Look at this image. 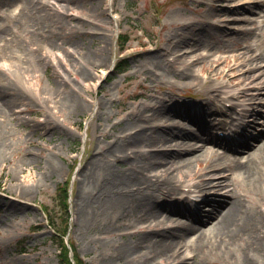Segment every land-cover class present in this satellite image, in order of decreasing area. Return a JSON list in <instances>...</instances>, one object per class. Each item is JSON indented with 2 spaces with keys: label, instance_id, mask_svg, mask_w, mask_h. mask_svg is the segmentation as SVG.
Masks as SVG:
<instances>
[{
  "label": "rangeland",
  "instance_id": "374dc122",
  "mask_svg": "<svg viewBox=\"0 0 264 264\" xmlns=\"http://www.w3.org/2000/svg\"><path fill=\"white\" fill-rule=\"evenodd\" d=\"M44 1L53 5L57 3V0ZM212 1L71 0L66 15L56 12V16L63 20L65 28H57L54 41L51 40L50 46L44 48L48 56L46 55V63L41 64L38 71L32 72V69L27 75L17 68L20 66H12L9 61L6 62H9L14 71L5 73L6 71L0 70V86L6 85L11 93L25 92L26 95L24 93V99L14 102L8 113L9 117L5 116V121L0 122V264H64L60 253L64 238L55 234L48 224V213L51 215L49 218H54L60 228L69 226L66 240L73 244L76 254L78 253L86 264H106L105 249L108 248L111 254L114 243L121 242L122 235L120 230L107 234L102 232L97 224L85 227L77 223L74 212L81 196L80 191L84 190L80 173L85 170L95 151L99 147L106 148L114 139L113 133L116 135L122 131V123L117 121L125 118L126 109L134 107L137 103H148L150 93L174 96L179 102L189 103L193 112L200 110V105L206 110L217 108V113L208 116L211 122H223V125L217 123L212 129L216 142L227 141L236 148L243 141L259 144L264 140V129H261L263 116L245 111L248 116L244 117L243 123L250 122V126L246 128L251 131L244 129L242 134L227 130L228 126L224 123L230 121L236 111L229 107L230 105H225L222 94L226 91L228 94L236 93L237 90L250 86V83L233 84L227 76L222 75L214 76L205 83L209 75L205 68L215 63L221 69L227 70L235 66V55L243 50L253 54L263 52V56L257 61L264 67V23L259 26L258 22L250 21L257 13L234 9L247 3V0L217 1L215 3L218 8L209 5ZM94 6H99V11L103 12L90 11L88 16L91 23H87L84 28L68 32L70 26L77 24V18L73 15L86 14L85 9ZM263 14L264 12L259 14L260 21L264 18ZM203 15H206V20L219 27V34L227 30L228 35L226 40L219 41L211 37L197 42L195 46L182 45L181 51L187 58L182 56L175 67L185 65L186 61H190L186 59L195 55L201 57L197 62L189 64L191 69L195 68L198 73L194 84L177 86L167 75L159 77L160 79L150 83L151 85L145 80L147 87H143L139 83L140 80L143 81V70H138L137 64H146L148 53L157 51L162 52L163 56L171 61L174 55L168 54L165 46L169 33L178 26L176 22L201 19ZM102 36L106 40L103 42L105 49L102 50L105 59L90 65L87 63L88 57L96 54L100 40H104ZM26 37V46L39 41L32 28ZM126 38L127 41L123 43ZM251 47L254 48L249 49ZM73 51L77 53L73 55ZM1 53L0 68L6 69L8 64H4L6 59L1 57ZM39 54L42 55L41 52ZM60 58L64 62L60 61ZM52 62H55V66ZM56 69L60 71V75ZM31 72L35 75L30 74ZM259 72L260 69H256L250 74L256 75ZM84 74L89 76L86 78ZM220 82L226 85L210 90L209 95L204 96L203 92H207L212 84ZM29 83L32 84L31 87ZM19 86L22 88L19 89ZM228 86L232 88L229 89ZM72 89L76 96L85 98L84 108L75 110L68 101V93ZM254 100L259 111H263L264 88L259 89ZM97 101L101 104L96 105ZM240 101L250 102L245 96L231 102L236 105ZM174 118L179 119V116ZM181 122L197 129L195 123L184 118ZM103 132L111 136H105ZM207 146L218 148L214 142L207 143ZM254 148L255 146H252L249 150ZM220 150L225 151V158L220 159L222 166L228 163L230 158L248 154L246 151L237 155L232 148ZM213 158L208 153L202 154L198 160H193L190 168L182 170V174L186 171L189 176L183 179L177 173L173 181L177 184L179 180L176 179L182 178L181 180L188 184L196 182L197 175L204 171ZM214 162L219 164V158ZM114 164L119 166L118 162ZM215 175H221V172L218 171ZM67 182L69 199L66 209L57 197L60 193L58 188ZM26 188L31 189L29 196L21 194V190ZM205 189V195H201V198L207 196L205 198L210 202L197 203L202 209L200 218H205L213 205L223 204L226 200L223 187L211 185ZM176 190L170 198L175 199L180 195V202L186 203L183 186L181 188L179 184ZM262 193L264 194V190ZM252 195L257 201L262 197L256 191L252 192ZM162 212L171 217L169 223L174 218L188 220L174 213ZM207 225L209 223H206ZM129 237L130 235L122 236L125 239ZM191 255L201 264H231L228 258L218 254L204 257L193 251ZM194 258H189L187 264H194Z\"/></svg>",
  "mask_w": 264,
  "mask_h": 264
},
{
  "label": "bare ground",
  "instance_id": "6f19581e",
  "mask_svg": "<svg viewBox=\"0 0 264 264\" xmlns=\"http://www.w3.org/2000/svg\"><path fill=\"white\" fill-rule=\"evenodd\" d=\"M70 1L57 0L53 5L44 0H0V53L3 52L1 57L6 59L4 64L9 61L12 66H20L17 68L29 75L32 69L35 72L41 64L46 63L48 54L44 52V48L50 46L51 40L54 41L57 28H65L63 20L56 16V12L66 15ZM217 1L224 0H213L209 5L218 8L215 3ZM263 6L264 0H247V3L234 9L257 13L250 21L258 22L260 26L264 23V18L259 20V14L264 12ZM93 10L97 13L103 12L99 11V6H94L85 9L87 15H73L77 18V24L70 26L68 32L91 23L88 15ZM205 18L206 15H203L201 19L176 22L178 26L169 33L166 49L164 48L168 54L174 55L172 62L162 52L157 51L148 53V63L137 64L138 70H143V81H139L143 87H147L145 80L151 85L159 77L167 75L177 86L194 84L198 73L189 64L197 62L201 57L195 55L186 59L190 61H186L185 65L175 67L178 59L182 56L187 58L181 51L182 45L195 46L197 42L211 37L219 41L226 40L228 35L227 30L219 34V27ZM31 28L39 41L26 46V35L31 32ZM104 41L105 38L100 40L96 54L90 55L87 63L95 65L97 61H104ZM73 52V55L77 53ZM260 56H263V52L253 54L243 50L236 53L235 66L227 70L221 69L215 63L208 68L204 67L209 74L205 83L220 75L227 76L233 84L250 83L247 88L239 89L225 98L229 101L245 96L250 100L245 103L240 101L233 107L236 113L229 125L246 117L245 111L264 117V110L259 111L254 100L259 89L264 88V67L257 61ZM59 60L64 62L62 58ZM9 62L6 69L0 70L6 71L5 73L14 71ZM52 65L55 66V62ZM256 69H260L259 74H250ZM55 71L60 75V71ZM32 72L30 74L35 75ZM85 76L87 78L89 74ZM31 85L29 83L30 87ZM225 85L223 82L212 84L203 94L206 97L210 90ZM20 88L22 87L19 86ZM143 93L144 91L141 94ZM23 94L17 91L11 93L6 85L0 86V122L5 121V116L9 117L8 113L14 102L20 101ZM148 95V103H137L126 109L125 118L117 121L122 123V131L116 135L113 133L112 143L106 148L99 147L85 170L80 173L83 189L86 186L87 189L80 191L81 196L77 201L74 212L77 223L85 227L97 224L107 234L120 230L123 237L130 235L126 239L120 236L121 242L114 243L111 254L108 248L105 249L106 264H187L189 258H194L191 255L193 251L204 257L218 254L228 258L231 264H264V140L259 144L239 141L241 143L236 148L227 141L216 142L212 129L217 123L223 125V122H211L208 116L217 113V108L206 110L200 105V110L193 112L189 103L179 102L174 96L166 97L155 93ZM205 97L202 98L206 99ZM84 99L76 96L73 89L68 93V101L75 110L84 108ZM97 104L101 103L97 101ZM177 115L179 119L174 118ZM183 118L195 123L197 129L182 123ZM247 126H250V122L243 129ZM261 126L264 129V121ZM104 135L111 136L108 133ZM210 142L217 143L218 148L208 147L207 143ZM252 146L255 148L249 150ZM221 148H232L237 155L246 151L248 154L230 158L222 166L220 159L225 158V151H221ZM205 153L215 159L219 158V164L213 158L204 171L197 175L194 185L202 196L205 195L203 193L207 186L223 187L226 200L223 204L213 205L208 215L200 218V206L188 201L180 202V195L175 199L170 198V195L179 186L178 182L175 184L173 181L175 175L179 173L182 178L189 176L186 171L182 174V170L190 168L193 160H198ZM117 162L119 166L114 164ZM218 171L221 175L216 176ZM182 178L176 180L180 181ZM255 191L262 196L259 201L252 195ZM30 192V188L21 190L23 196H29ZM205 197L196 203L210 202ZM162 211L183 216L188 220L174 218L169 223L171 217L164 215ZM206 223L209 225L206 226ZM194 259V264H201ZM142 260L145 262H140Z\"/></svg>",
  "mask_w": 264,
  "mask_h": 264
},
{
  "label": "trees",
  "instance_id": "16d2710c",
  "mask_svg": "<svg viewBox=\"0 0 264 264\" xmlns=\"http://www.w3.org/2000/svg\"><path fill=\"white\" fill-rule=\"evenodd\" d=\"M68 187H69V182L62 184L58 188V189H60L59 190L60 193L57 197L61 201V204L63 206H65L66 209H67V204H68L67 200L69 197V188ZM64 219L66 220V217ZM49 220H50L51 226L55 230V233L59 234L61 237H63L67 231V225H64L63 228H60L59 226L56 225L54 218H51ZM62 256H63V263L64 264H72V261L70 259V255H69V248L66 245V243L64 242V239H62ZM75 261H76V264H85V262L83 260H81L79 257H77L76 255H75Z\"/></svg>",
  "mask_w": 264,
  "mask_h": 264
}]
</instances>
